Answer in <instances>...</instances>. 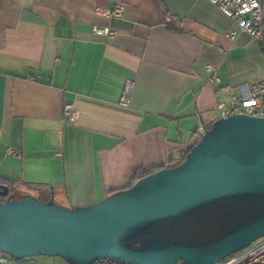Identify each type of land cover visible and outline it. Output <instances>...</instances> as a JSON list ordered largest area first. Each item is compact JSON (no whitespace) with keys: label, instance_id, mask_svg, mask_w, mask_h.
I'll return each mask as SVG.
<instances>
[{"label":"crops","instance_id":"obj_1","mask_svg":"<svg viewBox=\"0 0 264 264\" xmlns=\"http://www.w3.org/2000/svg\"><path fill=\"white\" fill-rule=\"evenodd\" d=\"M118 3L123 19L97 12ZM232 29L206 0H0V177L73 209L126 189L138 168L177 167L200 121L230 95L222 88L241 95L264 78L261 46L246 34L233 44ZM207 67L220 85L206 83ZM68 104L78 126L64 120Z\"/></svg>","mask_w":264,"mask_h":264},{"label":"water","instance_id":"obj_2","mask_svg":"<svg viewBox=\"0 0 264 264\" xmlns=\"http://www.w3.org/2000/svg\"><path fill=\"white\" fill-rule=\"evenodd\" d=\"M264 191V119L233 115L205 134L183 163L139 180L90 206L65 208L32 196L0 203V252L36 257L110 258L130 264H218L264 232V220L214 245L139 254L116 241L127 226L163 216L226 191ZM10 188L0 184V197ZM159 234V233H158Z\"/></svg>","mask_w":264,"mask_h":264},{"label":"rangeland","instance_id":"obj_3","mask_svg":"<svg viewBox=\"0 0 264 264\" xmlns=\"http://www.w3.org/2000/svg\"><path fill=\"white\" fill-rule=\"evenodd\" d=\"M231 95L218 101L205 118L211 131L221 121L218 105L228 102ZM198 140L200 137L198 136ZM264 220V191H226L163 216L137 221L116 237L126 250L139 254H155L171 249L205 248L233 237ZM159 233V234H158ZM264 240V232L241 244L223 257V260L239 256ZM8 264H93L94 258L36 257L14 260L6 255ZM182 264V263H179Z\"/></svg>","mask_w":264,"mask_h":264},{"label":"built area","instance_id":"obj_4","mask_svg":"<svg viewBox=\"0 0 264 264\" xmlns=\"http://www.w3.org/2000/svg\"><path fill=\"white\" fill-rule=\"evenodd\" d=\"M215 6L234 25L228 33L229 40L234 44L240 34H246L252 41L258 43L264 51V0H206ZM126 5L118 3L113 10H97L98 14L107 18L123 19ZM173 18L166 16L164 23L170 25ZM97 35L113 37L115 31L109 27H94ZM209 75L207 84L220 85L221 80L216 67H207ZM231 95L228 102H221L218 105L220 118H228L233 115H244L254 119H264V78L250 85L240 86L241 95L234 93L233 87L222 88ZM134 90V82L126 81L120 98V106L128 107ZM81 112L72 104L64 107V120L67 124L78 126ZM207 128L203 121H200L197 133L199 137L205 134ZM2 132L0 130V139ZM10 155H20V151L8 149ZM62 156V154H58ZM0 264H8L6 255L0 252ZM94 264H130L110 258H99ZM218 264H264V240L248 250L246 253Z\"/></svg>","mask_w":264,"mask_h":264},{"label":"trees","instance_id":"obj_5","mask_svg":"<svg viewBox=\"0 0 264 264\" xmlns=\"http://www.w3.org/2000/svg\"><path fill=\"white\" fill-rule=\"evenodd\" d=\"M206 128H207V127H206ZM183 161H184V160H183ZM182 163H183V162H182ZM162 169H163V168H155V169H151V170H146V169H144V168H138V169L135 171V173H134V175H133V177H132V179H131V182H130V184L128 185L127 188L132 187V186H133L134 184H136L139 180H141V179H143V178H146V177L152 175L153 173L158 172V171H160V170H162ZM0 183H2V184H4V185H7V186L10 188V193H11L10 196H15V199H16V200L21 199L22 195L18 194L17 191H16V189L13 187L15 181H13V180H11V179H6V178H1V177H0ZM127 188H126V189H127ZM111 195H112V194H111ZM0 201L2 202V201H5V200L0 198Z\"/></svg>","mask_w":264,"mask_h":264},{"label":"flooded vegetation","instance_id":"obj_6","mask_svg":"<svg viewBox=\"0 0 264 264\" xmlns=\"http://www.w3.org/2000/svg\"><path fill=\"white\" fill-rule=\"evenodd\" d=\"M0 184H2V183H0ZM10 197V195L8 196V197H5V198H3V197H0L1 199H4L5 201H0V203H5L7 200H8V198Z\"/></svg>","mask_w":264,"mask_h":264}]
</instances>
